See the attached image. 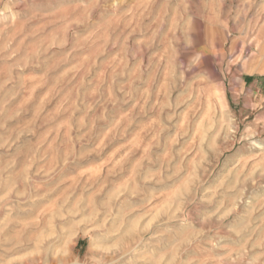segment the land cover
Here are the masks:
<instances>
[{"label":"rangeland","instance_id":"374dc122","mask_svg":"<svg viewBox=\"0 0 264 264\" xmlns=\"http://www.w3.org/2000/svg\"><path fill=\"white\" fill-rule=\"evenodd\" d=\"M31 263L264 264V0H0V264Z\"/></svg>","mask_w":264,"mask_h":264},{"label":"crops","instance_id":"0c3cea01","mask_svg":"<svg viewBox=\"0 0 264 264\" xmlns=\"http://www.w3.org/2000/svg\"><path fill=\"white\" fill-rule=\"evenodd\" d=\"M255 83H256V84H259V83H261V82H259V81H256Z\"/></svg>","mask_w":264,"mask_h":264},{"label":"bare ground","instance_id":"6f19581e","mask_svg":"<svg viewBox=\"0 0 264 264\" xmlns=\"http://www.w3.org/2000/svg\"><path fill=\"white\" fill-rule=\"evenodd\" d=\"M32 264V263H31Z\"/></svg>","mask_w":264,"mask_h":264}]
</instances>
